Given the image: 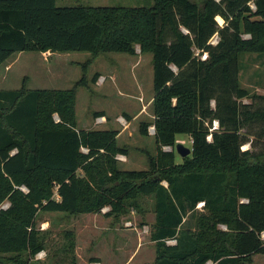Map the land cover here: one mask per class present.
Listing matches in <instances>:
<instances>
[{
	"label": "trees",
	"instance_id": "obj_1",
	"mask_svg": "<svg viewBox=\"0 0 264 264\" xmlns=\"http://www.w3.org/2000/svg\"><path fill=\"white\" fill-rule=\"evenodd\" d=\"M249 1L58 6L56 0H0V66L23 51L134 54L137 42L150 50L159 145L150 169L123 170L115 156L126 152L115 131L76 128L75 89H0V205L6 198L11 203L0 209V264H39L34 258L45 244L34 225L38 206L77 214L110 205L106 215L119 216L142 196L154 199L155 264H251L264 254V153L241 149L242 129L264 121V110L239 100L250 96L239 83V55L264 53V0H253L255 9ZM256 99L264 102V94ZM148 128L143 121L140 132ZM179 134L192 139L182 163L176 150L163 149L174 147ZM54 183L59 200L52 197ZM172 238L176 243L167 242Z\"/></svg>",
	"mask_w": 264,
	"mask_h": 264
},
{
	"label": "rangeland",
	"instance_id": "obj_2",
	"mask_svg": "<svg viewBox=\"0 0 264 264\" xmlns=\"http://www.w3.org/2000/svg\"><path fill=\"white\" fill-rule=\"evenodd\" d=\"M56 4L152 6L154 0H56ZM248 4L255 9L253 0ZM218 17H215L217 24L220 27L226 25L224 18ZM181 28L188 32L184 26ZM169 31L166 26L165 39L172 37ZM135 46L134 54L114 51L96 55L88 51L15 53L0 66V89L22 86L27 89H75L76 128L115 131L116 145L126 152L116 153L118 167L148 170L151 158L156 159L159 152L152 103L155 94L153 54L138 42ZM194 51L198 58L207 59V52L200 53L197 48ZM102 76H105L103 82L99 81ZM238 78L240 86L250 92V96L239 99L240 102L247 104L250 110H264V102L256 99V94L264 91V53L240 54ZM211 106L215 108L214 101ZM101 112L105 113L106 120L98 122ZM55 117L58 118L57 114ZM120 117L127 123H121ZM143 121L149 123L148 134L140 132ZM216 127L218 122L215 120L212 128ZM241 132L242 150H248L254 156L264 153V121H253ZM208 138L211 139V135ZM191 141L189 135L179 134L176 144L180 142L192 148ZM82 150L86 152L85 148ZM183 160L177 153L176 163ZM163 184L167 185V182L163 181ZM22 186L28 192V187ZM57 188L54 183L52 197L59 200ZM10 204L6 198L0 209H7ZM202 205L200 203L198 208ZM110 209V205H106L96 211L72 214L47 211L38 206L34 225L45 248L34 259L39 264H155L156 243L151 239L156 221L153 196L140 197L139 206H128L119 216H107ZM218 227L227 230L225 224ZM251 264H264V254H255Z\"/></svg>",
	"mask_w": 264,
	"mask_h": 264
},
{
	"label": "built area",
	"instance_id": "obj_3",
	"mask_svg": "<svg viewBox=\"0 0 264 264\" xmlns=\"http://www.w3.org/2000/svg\"><path fill=\"white\" fill-rule=\"evenodd\" d=\"M218 36H219L218 33H215V34L210 38L209 43L214 44V45L217 44V43L219 42V37H218ZM104 80H105L104 77H101V78H100V81L103 82ZM57 119H58V118H57ZM97 119H98V122H101V121H105V120H106L104 116H100V117H98ZM119 121H120L121 123H123V124H126V123H127L123 117H120V118H119ZM169 149L171 150L172 147H171V146H165V150H168V151H169ZM85 150H86V152L88 151L86 148H85ZM167 242L170 243V244H174V243H176V239L172 238V239L167 240ZM40 253H41V252L37 253V255H39ZM37 255H36V256H37Z\"/></svg>",
	"mask_w": 264,
	"mask_h": 264
},
{
	"label": "water",
	"instance_id": "obj_4",
	"mask_svg": "<svg viewBox=\"0 0 264 264\" xmlns=\"http://www.w3.org/2000/svg\"><path fill=\"white\" fill-rule=\"evenodd\" d=\"M175 150L177 151V153L182 156V157H185V156H188L192 153V148L184 145L183 143H177L175 146H174ZM173 150V148L171 149ZM170 150V151H171Z\"/></svg>",
	"mask_w": 264,
	"mask_h": 264
},
{
	"label": "crops",
	"instance_id": "obj_5",
	"mask_svg": "<svg viewBox=\"0 0 264 264\" xmlns=\"http://www.w3.org/2000/svg\"><path fill=\"white\" fill-rule=\"evenodd\" d=\"M102 77H104L105 78V76H102ZM99 81H100V79H99ZM263 90H264V88H263ZM259 94H264V91L263 92H261V93H259ZM101 116H104V115H101ZM105 117V116H104ZM173 148V147H172Z\"/></svg>",
	"mask_w": 264,
	"mask_h": 264
},
{
	"label": "bare ground",
	"instance_id": "obj_6",
	"mask_svg": "<svg viewBox=\"0 0 264 264\" xmlns=\"http://www.w3.org/2000/svg\"><path fill=\"white\" fill-rule=\"evenodd\" d=\"M218 19H221V18H218Z\"/></svg>",
	"mask_w": 264,
	"mask_h": 264
}]
</instances>
